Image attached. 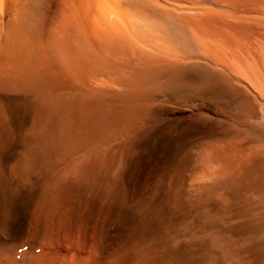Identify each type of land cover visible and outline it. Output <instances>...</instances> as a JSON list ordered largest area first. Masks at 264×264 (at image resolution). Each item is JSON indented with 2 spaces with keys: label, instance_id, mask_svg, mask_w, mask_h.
<instances>
[{
  "label": "bare ground",
  "instance_id": "obj_1",
  "mask_svg": "<svg viewBox=\"0 0 264 264\" xmlns=\"http://www.w3.org/2000/svg\"><path fill=\"white\" fill-rule=\"evenodd\" d=\"M192 1L0 0V264H264V0Z\"/></svg>",
  "mask_w": 264,
  "mask_h": 264
},
{
  "label": "rangeland",
  "instance_id": "obj_2",
  "mask_svg": "<svg viewBox=\"0 0 264 264\" xmlns=\"http://www.w3.org/2000/svg\"><path fill=\"white\" fill-rule=\"evenodd\" d=\"M173 1H175V0H173ZM177 2H191L192 0H176ZM194 1V0H193ZM192 1V2H193ZM132 56V54L130 53V54H128L126 57H124V59H123V66H124V69L125 70H127V71H130V70H134L135 69V67H137L140 63L138 62V61H140V59L138 58V60H136V58H134V57H136L135 55H133V57H131ZM125 58H126V60H125ZM133 59H135L134 61H135V63H134V61H132ZM134 64H133V63ZM139 63V64H138ZM137 64V65H136ZM132 67H133V69H132ZM208 103V104H207ZM201 104V105H200ZM212 104V105H211ZM216 104V105H215ZM222 104V105H221ZM234 104H235V102H234ZM234 104H224V103H220V102H207V100H203V99H201V100H195V101H193V106L196 108V109H198V110H201L202 111V109L203 110H206L207 108L209 109V108H214L215 110H217L218 112H221V113H225V114H227V115H229V116H234V113L236 112V105L234 106ZM228 105V106H227ZM198 106V107H197ZM207 108H206V107ZM222 106V107H221ZM225 106V107H224ZM234 106V107H233ZM230 108V109H229ZM233 108H234V110H233ZM222 109V110H221ZM224 109V110H223ZM233 110V111H232ZM115 140V139H114Z\"/></svg>",
  "mask_w": 264,
  "mask_h": 264
}]
</instances>
